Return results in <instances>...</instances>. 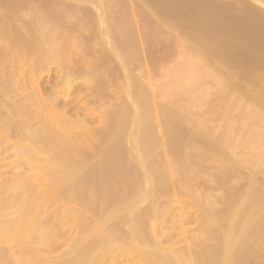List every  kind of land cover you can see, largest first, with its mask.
Returning a JSON list of instances; mask_svg holds the SVG:
<instances>
[{
	"label": "rangeland",
	"instance_id": "1",
	"mask_svg": "<svg viewBox=\"0 0 264 264\" xmlns=\"http://www.w3.org/2000/svg\"><path fill=\"white\" fill-rule=\"evenodd\" d=\"M138 1L122 0L121 2H117L119 4L112 3L109 1L110 3H107L106 4L107 6L104 5V7L106 8L107 14L108 12H111L108 14V16L110 15V17L106 16L107 15L106 14L105 16L108 18H106L104 15H101V17L99 18L97 13L94 12V14L98 16L99 19L98 20L97 18H95L97 17L96 15L93 16L94 10L92 8V5L88 2L75 1V0H0V30H1L0 31V35H1L0 36V93H1L0 101L3 99L2 102L5 101L3 104L5 105V103H7V106L9 108L10 106L12 107L14 104L17 103L20 104L19 106L25 105L24 107L25 109H27L28 112L31 111L34 113V114L32 113L33 114L32 117L27 116L28 118L36 117L34 115L38 116V118L36 117L37 119L35 118L33 119L34 122L37 123V125L38 122H43L42 121L44 120L43 119L44 117H42L43 114L45 116V120H44L45 122L47 121L46 120L47 117L51 116L52 113L53 118L54 119L56 118L55 120H57V123L59 121L62 123V124L58 123L59 126L62 125L61 127H68L70 130L76 133V135H74L72 132V135L78 138L79 141L81 140L82 143H80L79 146H82V149L84 150H82L81 147H79L82 155L79 156L81 157V159L78 158V160L80 159L82 161L83 159L82 162L85 163V165L89 162L85 166V168L86 167L88 168L90 167L91 163L96 164L97 160H95V158L98 159L99 156L102 154L103 150L108 149L112 146L110 145L112 144L111 140L108 141L109 143L106 141L109 138L112 139L113 136L112 130L114 129V126L117 127L120 126L121 124L124 126V127L122 125L120 126L121 129L124 128V131H122L123 132L122 136L120 135V140L123 141L124 140L123 138H125L126 140H124L125 141L124 145L126 142L129 143V141H127L129 136L128 134L132 131L133 128L132 124H134L131 113L134 110L132 109L133 111L132 110L130 111V109H128L130 106L129 105L127 106V104L130 102V100L128 101L126 99V94H128L127 91L130 90L128 91L130 92L128 95H130L131 92H134L132 90L135 88L134 86H136L134 90H136L138 93H139V90H137L138 88L140 89L141 92L145 91L143 92L144 97L140 95L141 92L139 93V96L143 98H145V93L148 92L147 95L149 96V98L147 97L148 98L147 101H149L148 103L151 102L152 104V105L148 104L149 105L148 107L151 106L153 108H151L150 111L147 110V113L151 112V114L149 115L147 114L146 119L148 120L145 119V121L148 122L150 120L149 121L150 123L147 122L144 123L148 124V128L149 126L151 127L150 129H147L148 131L146 132H149L150 130V133L152 135L155 134L158 138L159 137L161 138V142H159L160 138L159 139L157 137L154 138L155 137L154 135L152 137L151 134L148 133L153 138V140L151 139L152 142H154V144L152 143L154 146L152 148L153 151L151 150L150 151L152 152V154H155L156 157L153 158L154 155L152 156L151 152L149 153V155L152 156L151 158L154 159V160L152 159L153 161L150 160L152 162H149L152 164H149L150 166L148 167L150 170H153V172L151 171L152 173L151 172L150 173L152 176L158 175V173L160 175L161 172L165 169L164 167L166 164L165 162H169L168 164L169 165L171 164V166H169L168 164L166 165L171 167L170 169L173 168V170H175V171L170 170L171 172H174V174L170 172L171 173L170 185H173V187L169 186V189H172V191L169 190L168 188L163 191L162 188V190L161 189L159 190L161 193H159V191L156 190L157 194H155L156 192L152 193L150 195L152 198L148 197L145 202L143 201L140 203L141 207L140 206H139L140 208L138 207L139 211L142 210L143 208H144L143 210L150 209L151 210L150 218L153 217V214L151 217V213L154 208L156 212L153 211V213L155 212L157 217H159L160 215L159 219L156 216L153 217L154 219L156 218L155 221L156 236L154 235L155 239L152 241L153 243H155V246L159 248V250L165 253H170V252L172 253L173 251L178 253L187 250V252L190 251V254L192 253L193 255H195L197 253L198 255L200 252L199 245L203 244L204 242H205L204 244L208 245V247L210 248L221 249L222 248L221 240L219 239L218 236H216L219 234L218 233L219 228L216 229L217 225L216 226H214L213 224L211 225V223L213 222L212 219L210 218L211 216L217 215V213L218 214L222 213V211L224 212L225 209L227 210V208L229 207L227 205L228 204L230 205L232 202L234 204L237 202L239 203V205L243 203L242 204L243 206L241 205V208L242 209H244V207L246 208L250 204V202H248L247 204H245L244 202V200L247 199L248 195L249 197L250 195L251 196L255 195V197L257 196L259 197V199L262 198L261 200H259V202L260 201L262 202V203L260 202L259 205L261 204V207H263V211L261 208L260 211L258 209L259 207L257 205H254L252 202V207H250V205L247 207L250 208L246 211L247 214L245 215H247V217L244 218H246L248 221H251L252 224L255 223V220L253 219L257 218L258 220L256 219L257 222L255 224L259 225L258 224L260 218L259 215H261L262 212L264 213V135H263L264 133L262 131L264 130L263 129L264 127L260 128L264 126L263 123L264 114L262 115L263 120L261 119L260 122L258 121L259 124L258 122H254L253 128L251 127L252 129L255 128L254 130H257V127H259L258 129H262L260 130L262 131L260 132L261 134L256 135L257 138L261 135L258 138V140L260 139L259 140L260 150L256 148L255 151L254 150L255 148L253 147L252 149L251 147L252 144L249 143L251 142V137L254 139L253 141L256 140V136L254 135L249 137L250 141L248 142V144L247 142L245 143V139L248 138L247 136L251 132L250 131L248 132L247 129H245V127L248 128V126L245 123L246 121L244 122L246 116L245 114L247 113L249 114V111L253 110L252 108L254 107L250 98L247 97V92H249L248 93L249 96L250 94L253 93L252 95L254 96V98H259V94L260 97H262V99L264 98V96H261V94L264 91V87L262 88L261 86L262 92L258 90V92H261L258 93L257 90H254L255 88L250 89V91H247L246 88H248L249 85H247L246 88L244 86V84L246 85L248 83L247 80L250 79V77L252 76L251 74L254 75L253 72H256L257 71L256 69H258L257 67H255L254 64V68L256 71L253 70L252 72V69L248 68L250 62L257 63L259 57H256L257 55L256 53L260 51L261 47H264L259 45V43L261 42L264 43L262 39H261L262 41L260 40V38L263 37L258 38L259 40L256 39V37H254L253 34L249 33L250 29L248 27L250 24H252L251 23L252 18L256 17L255 19L257 20L260 19V16H262V18L264 17L263 16L264 3H262L261 5V3L257 2L256 0L254 1L253 0H204L205 3L208 4V5L206 4L208 6V7L206 6L207 8L206 13H209L211 11L215 12L218 9L219 13L222 14L223 13L226 14V12H228L230 14L229 15L227 13L229 17L231 18L234 17L233 18L234 21L238 20L237 22H239L240 19L244 20L246 17L248 20L250 19L249 21L247 20L248 23L250 24L246 27L247 29H249V32H246V34L248 33L249 35L251 34L252 37L258 41H254L255 39H253L252 37L250 38V41L251 39L253 40L251 41V43L248 41L249 38L247 40L244 39L245 42L243 40L245 44L249 42L248 43L249 47H252V49H248L249 51H245L246 47L245 49L242 50L244 52V53L242 52L243 56H245V54L247 53L246 58L250 57L247 60L248 64L247 62L245 63L248 65L246 66L247 70L245 71L247 72L251 71V73L244 72V74L247 73V75L250 76V77L247 76L249 79L246 78H245L246 80L242 79L245 80L246 81L245 82L242 81L241 78L240 79L238 78L239 75L238 72L231 73L230 70L226 68V65L225 63H223V60H219V61L216 60L215 64L212 63L214 59L209 61L211 54L209 56L207 53H205L207 51L206 50L207 48L205 49L203 47L202 49L201 44L196 43V37L199 36L197 35L196 31L194 33L191 30L194 36L193 34H190L191 33L190 30L186 28L185 29L182 28V30L183 31L185 30L186 32L185 31L184 32L187 34L182 32L181 29H180L181 32H179L180 31L179 28L171 29L172 27L168 26V24L165 21L161 23V20H163L161 18L158 19L159 24H157V17H156L157 15H155V12L150 11L148 9V6L142 1H141L142 3ZM96 19L99 22V24L103 20L102 24L99 25L100 27L97 25ZM115 20L116 22L114 23ZM146 20H149L148 22H150L149 23L150 25L147 24ZM108 21L110 22L106 23ZM262 22H264L263 19ZM112 23H114L115 25H112ZM96 26H98L99 29ZM167 27H169L170 29H168ZM250 27H252V25H250ZM104 28L107 31L104 35L106 41H104L103 39L104 36L101 37L99 33L100 30ZM247 29L246 31H248ZM29 33L31 36L29 35ZM66 35H68V37ZM238 35L239 34L234 35V37L235 36L238 37ZM39 36L41 38L40 39L41 42H39L40 40H38ZM50 37L52 40L49 39ZM111 37L114 41L112 42L114 46L116 45L115 41H118L119 43L122 41L121 44L117 43L118 45L115 47L110 45L111 43L109 44L108 39H110L111 42L112 41ZM16 38L19 39L17 40V42H16ZM68 39H70V42L72 44L69 42ZM130 39L132 42L130 41ZM26 40H28V42L30 41V43L34 42L35 40H38L36 43H38L40 46L43 43L41 47L44 50L47 49L48 51L49 48L50 51L48 57H50L51 55L52 56L48 58L49 61L47 59L46 60L50 63V65L48 62H47L48 66H46V64L43 65V63L34 62L35 61L34 58H31L32 55H28L27 53L23 55L25 51L22 53L21 47H23L24 45L26 46V44L27 45L29 44L26 42ZM48 40L49 41L51 40L50 43L53 41V43H51L53 44V46L48 42ZM67 40L69 44L67 43ZM127 40L128 43H126ZM14 41L18 44V46L19 45L20 46L19 47L16 46ZM130 42L133 45H131ZM252 42L254 43L257 42L258 44L256 43L255 44L258 45L259 48L256 45L255 48ZM11 43L13 44V46ZM119 45L121 46L119 47ZM253 46L255 50L258 48L259 51L258 49L257 51H255L253 49ZM50 47L53 49L52 50L53 52H55L54 50L56 49V52L54 54L55 58L53 57V52L51 51ZM116 47H118L117 49L121 53V54L118 53L120 56L117 54L118 51ZM16 49L18 50L20 49V50L18 51ZM129 49L131 50L129 51ZM262 50H264V48ZM57 51L60 52L57 53ZM109 51L111 53H109ZM113 51L117 55V57L115 56L116 61L118 59L117 62L114 60L115 57H113L115 54L113 53L114 55H112ZM250 51H252V53ZM200 53H202L203 55H201ZM130 54H132V56ZM127 56H129V58H125ZM204 57H206L205 59L207 60L206 63L207 67L205 68V70L206 69L207 70L205 71V73H202V75L199 77L201 83L198 82V79H195V75H196L195 74L194 80L195 82H197V84L194 82L193 79H191L192 83L191 82L189 83L190 85L192 84L194 85H192L191 88L190 86H188L189 89L187 86L185 87L186 91H189L188 93L184 91L185 90L184 88H183L184 90L182 89L183 95L181 90H179L180 95L176 92L178 91V89L175 90L173 94L170 95V97L169 95L163 93L162 86L164 84L169 85V82L170 81L172 82L173 80L172 76L173 77L178 76L179 72L182 70L181 68L183 67L195 68V66H200L202 63L201 60L202 58L204 59ZM198 58L201 59L199 60ZM256 58L258 59L255 60ZM51 59L54 61V63ZM122 59L124 60V62L122 61ZM260 61H262L261 58ZM260 61H258V63ZM209 62L212 64H210ZM29 63L31 64L30 67H28ZM35 63L40 68L36 65H33ZM245 64L243 66H245ZM250 65L253 66L252 64ZM258 65L260 67L264 66V64H258ZM31 66L32 67L34 66L33 67L34 69L32 70L29 69L32 68ZM35 67H37L40 70L37 71L38 69ZM212 67L214 68L212 69ZM177 69L178 71L179 70L180 71L177 72ZM120 71H122L123 74ZM242 71H244L243 68ZM262 72H264V70ZM124 73L127 76H125ZM128 78H130L132 81L130 79L128 80ZM135 79L137 80L136 82ZM126 80H128V82ZM133 81L134 83H130ZM136 83L139 85L138 88ZM253 83L256 84L255 82ZM15 84L17 85V87ZM20 86L21 87L23 86V88H21ZM143 86L145 90L143 89ZM171 86L173 87V84L170 85V87ZM126 87H130V88H126ZM256 87L258 86L256 85ZM135 94H131V96H134ZM252 95L250 96L251 98ZM24 97L26 100H24ZM136 97H138V94ZM137 99H139V97ZM144 100L141 99L142 102ZM141 101L140 103L138 101L137 102L135 101L136 103L135 107L138 110H141V108L139 109V106H137V104L143 105L144 103V102L141 103ZM33 103L35 104V106ZM132 103H134V101L129 104L131 105ZM40 105L42 107H40ZM175 106L177 107V110L175 109L176 112L174 111ZM36 107L42 108V110L46 111V114L48 113L47 114L48 116L46 117L45 112L42 110L41 111L43 112V114L40 113L41 112L39 111L40 109H35ZM122 107L123 108L127 107V108L121 109L122 110L121 111L120 108ZM33 108L35 112L32 110ZM128 110L129 112H127ZM145 110L146 109L144 104V109H142L141 112L145 113ZM110 112L112 113L109 114ZM168 112L174 113L175 115L172 114L173 116L172 115L169 116ZM25 113L27 115V112ZM25 113L23 115H25ZM164 114L165 116L167 115L172 119H175L176 116V119L178 121V123L176 124L182 126L180 127L179 130L185 133L184 135L183 133L181 134L184 136L182 137V142L184 138L183 143L187 144L189 147L187 148L186 145L182 146L181 150L182 148L185 147L187 148V149L185 148L186 150L183 149V152L180 150V147H178L179 150L177 148V152L178 154H180L179 155L180 157H178V154L175 156L177 152L176 150H174L175 152L173 151V147H177V146H173L174 144L169 140L170 137H168L169 135L172 136L174 133V130L172 131L170 129V127L173 126L172 124L173 120L170 118L168 119L172 122L171 123L169 121L172 124V125L170 124L169 126V122L167 123L165 121L167 118L164 117ZM23 115H21L22 116L20 117L21 119L24 117ZM28 115L30 116L31 114ZM54 115L57 116L55 117ZM119 116L121 118L125 116L123 118L124 121L122 123H121L122 119ZM148 116L150 117L148 118ZM243 116H244V120H243ZM41 118L42 120H40ZM23 119H25V117ZM115 119H120V120L116 121ZM128 119L130 120L129 122ZM33 120L31 119L30 121L33 122ZM114 121L115 123H113ZM125 121L127 124L125 123ZM32 122H30L31 125L29 126L33 128V126L35 127L36 124ZM63 123L64 124L66 123V125H64ZM118 123L120 124L117 125ZM244 123L246 124V126ZM247 123H249V126L252 125V123L250 122ZM70 124L72 126L74 125L73 128L72 126H69ZM154 127L155 129H152ZM251 128L249 130H252ZM115 129L114 132L118 130L117 128ZM151 130H153L152 131L153 133L151 132ZM188 130L190 132H187ZM243 130L248 132V135L245 133L244 135ZM101 132L103 134L102 136H101ZM106 132H109L111 134L109 135L107 134L109 137L108 139L106 138L105 140L104 136L106 135ZM12 136L13 135H9V137H7L6 140L5 139L0 140V199H3L4 201L6 200V202L13 200L14 197L15 200L19 198V195L16 194L15 196L14 191L13 190L11 191L12 189L11 184L13 182L15 174H18L19 179L25 178L33 182H36L38 186L36 191L41 192L42 194L45 193V191L47 190L45 188L46 185L48 187L50 183L49 180L50 168L46 161L44 162L41 161L42 163L38 161L36 162L33 161L34 163H32V161L31 162L29 161L31 163L29 164V162L26 163L27 161L20 156V158L18 157L19 159L18 162H20V159L22 158L21 162L24 160L23 162H25V164L23 162L21 164L20 162L19 163L20 166H16V163L14 161L15 157L13 156L11 151L12 149L11 144L12 142L13 143L16 142L15 141L16 138ZM186 136L188 137L192 136V137L189 140V138ZM154 139H157L158 141ZM168 140L169 142L172 143L173 146V147L171 146L172 149H170L171 144H169ZM156 142H159L160 146ZM260 142L261 143L263 142L262 147ZM127 143H126L127 146L126 148L130 146V143L129 144ZM202 143H204V145H202ZM209 143L211 144V146ZM239 143L241 144L245 143L246 145L243 144L244 146H242ZM206 145L207 148L209 146L210 148L213 147L212 151H208V149L206 150L205 149ZM214 145L216 149L218 148L217 151H215L216 149H214ZM155 146H158L159 148L158 147L155 148ZM121 148H124L123 145ZM200 148H203L204 150L203 149L200 150ZM250 149H252V152ZM180 151L182 153H180ZM253 151L255 153H253ZM126 152H128V150H126L125 153ZM164 152L166 153L168 152V154L166 153L164 154ZM247 152L252 153V155L255 154V156H252L254 158L252 160L250 159L251 161L248 160L249 162L245 161V159L243 160V155L247 154ZM157 153L160 154L162 153V155H165V157L166 155L167 157L168 156L169 157L168 158L166 157L167 160L165 161L164 157L162 155H157ZM170 153L174 154V157L176 159H174V157H172L173 155ZM83 155L84 157H82ZM126 156L128 157V153L126 154ZM86 158L89 159L88 162ZM90 158L92 159L91 162H90L91 160ZM182 160L188 161L185 162L184 165H186L187 163L189 164H188V168L185 167L187 170L184 169L182 172H178L179 170H177L178 173L182 174L180 175L175 172L176 169H178V167L180 166V164L183 163ZM153 166L155 167V169L157 168L155 170L156 172L154 171ZM92 167L93 165H91V168ZM88 169H86V171H88ZM80 170H83L84 172L78 171L76 174L77 177L83 176L85 173V169L82 168ZM184 172H186V174ZM79 173L83 175H80ZM120 191L121 192H119V196H122L123 194H127V191H125V189L124 190L121 189ZM67 192L68 191L64 192V190L63 191L61 190L60 192L59 191L54 192L55 194L54 193L50 194L51 199L50 201L47 200L49 205L45 207L46 212L44 211V214L42 216L45 226L54 224L57 227L55 228L59 230L57 237H54L52 239L53 240L52 248L48 249L47 247H43V246L34 247V245L31 242L15 243L10 240L0 239V264H26L25 260L26 259L28 260L29 256L28 254L22 252L20 247L29 248L30 246H31L30 248H38L35 250H39L37 251L38 252L37 254L40 255L41 258L44 257L43 259L48 260L47 257H49V260H51L55 264L67 263V261L71 258V256L68 255L69 254L68 250L70 249V245L72 244L71 249L74 248L75 239L76 242L78 240H82L83 239L82 237H84L87 234L80 231L81 229H79L80 227L78 225L79 224L78 220H75V218L73 219L72 217L69 216L70 210L75 212L84 211L83 213L86 212L85 219L88 218L89 220L95 219V216H93L94 213L92 214V211L91 213H89L90 210L88 209L87 211L82 210L83 209L82 205L80 206L78 202L72 200L73 198L72 193H71L72 198H70L69 200L66 199L70 195L69 192L68 193ZM55 195L57 198L54 197ZM86 195L91 198L94 197L92 194L89 193H87ZM49 197H47V199ZM13 206L16 207V204ZM66 211H68V213ZM253 211H255L256 215L255 213L254 214L252 213ZM258 211H260L259 215H258ZM252 214L254 215V217H252ZM207 217L209 220H207ZM122 226L126 227L128 230L127 225H122ZM258 227L260 228V230L264 229L263 228L264 226L262 225ZM121 229L122 231L126 232V229L123 230L124 229L123 227H121ZM253 229H255V226ZM258 229L255 230L257 231ZM255 230H253L254 233L251 232L252 235L254 234V237L252 236L253 238H256L258 236V234L257 236L255 235L256 234ZM261 232H263L264 234V230H261ZM80 233L83 235L81 236ZM79 235L81 237H79ZM263 240L264 238L259 240L260 243L258 244L252 241L254 243V246L251 243L252 246L249 248L248 251V254L249 253L251 254L249 256V261L247 264H264ZM90 242L91 240L86 239L84 240L83 243L87 245ZM261 244H263L262 247L259 246ZM126 245L124 247L122 246L123 248L121 247V249L119 248L118 250L121 252L124 251L127 252ZM121 252L120 253L119 252L117 253L116 251L113 252L110 255V259L108 258L105 259L101 257L100 259L98 257L96 260V264H149L148 262H146V260L137 257L138 255L137 256L135 255L136 257L134 255H133L134 257L132 255H131L132 257L129 255L128 257L126 252L124 253L127 256H125V254ZM120 255H124V256H120ZM110 260H112L113 262H110ZM235 263L239 264V262H235Z\"/></svg>",
	"mask_w": 264,
	"mask_h": 264
},
{
	"label": "bare ground",
	"instance_id": "2",
	"mask_svg": "<svg viewBox=\"0 0 264 264\" xmlns=\"http://www.w3.org/2000/svg\"><path fill=\"white\" fill-rule=\"evenodd\" d=\"M75 1H83V2L90 3L92 5L93 10H94L93 11V16L96 15V14H94V12H95V13H97V15L100 18L101 15L105 16L107 14L106 13V8L104 7V5H106L107 3H110V2H112V3L121 2L122 0H75ZM113 1H115V2H113ZM139 1L140 2L142 1L143 3H145L148 6V9L150 11H154L155 12V15H157L156 16L157 17V24H159L158 19L161 18V19H163V20H161V23L163 21H165L168 24V26L172 27L171 29L179 28V30L180 29L182 30V28L183 29L186 28V29H189L190 32H191V30L194 33L196 31L197 35H199L197 37L195 36L196 37V43L201 44L202 49H203V47L205 49L207 48L206 50L208 52L206 50H204V51H206L205 53H207L209 56L211 54V57H213V58L210 57L209 61L214 59L212 61V63L215 64L216 60H218V61L219 60H223V63H225L226 68L228 70H230L231 73L232 72H238L239 75L238 74L237 75H238L239 79L240 78H241V80L245 79V78L249 79L247 77V76H249V75H247V73H249V72L251 73V71L247 72L245 70H247V67H246V66H248L247 65L248 61L247 60L250 57L246 58V54L247 53L245 54V56H243V54H242L243 51L242 50L245 49V47H246L245 51H249L248 49H252V47H249V44H248L249 42L251 43V41H253L252 39L250 41V38L252 37L251 34H253V36L256 37V39H258L260 37L264 38V24H263L264 22H262V19L264 20V17L262 18V16H260V19H257V20L255 19L256 17L252 18L251 19V23L252 24L248 23V21L250 19L248 20L247 17L244 20L240 19V21L237 22L238 20L234 21V19H233L234 17L233 18L229 17L230 14L228 12H226V11H225L226 14L223 13L224 15L222 13H219L218 9H217L218 12L216 10L215 12L211 11L209 13H206V10H207L206 6L208 4L205 3L204 0L203 1L202 0H139ZM256 1L260 2L261 5H262V3H264V0H256ZM117 4H119V3H117ZM120 5H121V3H120ZM244 7H246V6H244ZM220 10H223V9H220ZM213 11H214V9H213ZM109 13H111V12H108V14ZM146 13H147V11H146ZM146 13H145V15H146ZM108 14L106 16H108ZM98 16L95 17V18L98 19ZM108 17H110V15ZM108 17H106V18H108ZM241 17H239V18H241ZM251 17H252V15H251ZM97 19H96V23L99 26V25L102 24L103 20L99 24ZM143 19H145V18H143ZM232 19H233V21H232ZM110 21H111V19H110ZM110 21H108L106 23H109ZM148 21L149 20H146L147 24L150 23ZM115 22H116V20L114 21V23ZM114 23H112V25H115ZM141 23H142V21H141ZM249 24L252 25V27H250ZM98 26H96V27H98ZM103 26H102V28H103ZM247 26L249 27L250 32H249V29L246 28ZM99 27H98V29H99ZM105 28L101 29L100 32L98 31L100 33L101 37L104 36L105 33L107 32L105 30ZM167 28L170 29L169 27H167ZM246 29L248 31H246ZM181 30L179 32H181ZM184 31L182 30V32H184ZM193 32H191L190 34H193ZM246 32H249L251 34L250 35H249V33L246 34ZM34 34H36V33H34ZM37 34H39V33H37ZM174 34H177V33H174ZM185 34H187V33H185ZM237 34H239V35H238V37L235 36L236 37V39H235L234 35H237ZM29 35H30V33H29ZM40 36H39L38 40L41 39ZM66 36L68 37V35H66ZM193 36H194V34H193ZM237 38H239V39H237ZM248 38H249V40H248L249 42H247V44H245L244 42ZM263 38H260V40L262 39L264 41ZM31 39H33V38H31ZM49 39H51V37ZM70 39H68L69 42H70ZM103 39H104V41H106L105 40V36H104ZM111 39H112V37H111ZM253 39H255V38H253ZM256 39L254 41H258L259 40V39L258 40H256ZM17 40H19V39L16 38V42H17ZM38 40H35L34 42H31V43H30V41L28 42V40H26V42L29 43V44L27 45L25 43L26 46L25 45L24 46L21 45V46H23V47H21V52L23 53L25 51L23 55H25V53H27L28 55H32L31 58H34V60H35L34 62L43 63V65L46 64V66H48L47 65L49 63L48 62L49 61L48 58H50L52 55L50 57H48L49 51H50L49 48H48V51H47V49L44 50L41 47L43 45V43H42L41 46L38 43H36ZM68 40H67V43H68ZM101 40H102V38H101ZM108 40H109V44L111 43L110 45L114 46L113 43H112V42H114L113 39H112L111 42H110V39H108ZM243 40H244V42H243ZM50 41L48 40L49 43H50ZM130 41H131V39H130ZM261 41H259V42H261ZM14 42H13V44H14ZM16 42H15V44H16V46H18V44ZM39 42H41V40ZM102 42H103V40H102ZM115 42H116L115 46H117L118 44H121L122 41L120 43L118 41H115ZM131 42H130V44L133 45ZM51 43H53V41ZM106 43H104V44H106ZM126 43H128V40H127ZM252 43L254 44V46L256 44H258L257 42H255L256 44L254 42H252ZM13 44H12V46H13ZM261 44H263V45H261ZM51 45L53 46V44H51ZM54 45H56V44H54ZM259 45L260 46H264V43L261 42V43H259ZM120 46L121 45H119V47ZM254 46H253V49L255 50L256 46L258 47V45H256L255 48H254ZM131 47H133V46H131ZM247 47H249V48H247ZM117 48L118 47H116V49ZM261 48L263 49L264 47H261ZM261 48H260V51L258 49V51L260 53L258 52V53H256L257 55L255 54L256 57H259V60H257L258 58L255 59V60H257V63L256 62L255 63L254 62L253 63L250 62V64H252L253 66H251L250 64L248 66V68L252 69V72H253V70L254 71L257 70V71L253 72L254 75L251 74L252 76L251 77L249 76L250 79L247 80L248 83L246 85L244 84L245 88L247 87V85H249L248 88H246L247 91H250V89L255 88L254 90H257V92H258V90L261 91V86H262V88L264 87V85H263L264 84V74H263L264 72H262L264 70L263 69L264 66L260 67L258 65V64H264V50H262ZM50 49H51V51L53 50L51 47H50ZM257 49L255 51H257ZM16 50H18V49H16ZM107 50H108V48H107ZM130 50L131 49H129V51ZM54 51L56 52V49ZM110 51H111V49H110ZM110 51H109V53H111ZM117 51H118V49H117ZM55 52H53V57L54 58H55V55H54ZM58 52H60V51H57V53ZM250 52L252 53V51H250ZM118 53H120V52L118 51L117 54ZM125 53H126V51H125ZM202 53H200V54L203 55ZM15 54H18V53H15ZM19 55H21V54H19ZM112 55H114L113 57H115V56L117 57V55H116V53L114 51L112 52ZM130 55L132 56V54H130ZM116 57L114 58L115 61H116ZM28 58H27V60H28ZM125 58H129V56H127ZM205 58L206 57H204V59L202 58V60H201L202 63H201L200 66H195L194 65L195 68L194 67L193 68L192 67L191 68H187V67L184 68L183 67V68H181L182 69L181 71L179 70L180 72L178 71V69H179L178 68L177 69V72H179L178 76H176V77L172 76V78H173L172 82L170 81L169 85L168 84H164L165 86L164 85L162 86L163 93L169 95V97H170V95L173 94V92L178 89V91H176V92L179 94V90H181L182 91V95H183V90L185 89L186 86L187 87L190 86V88H191V86L194 85V84L190 85L189 82L192 83L191 79L194 80V75L195 74H196L195 75V79H198V82H200L199 77L202 75V73H205V71L207 70V69L205 70V68L207 67L206 66L207 60ZM260 58L262 59L263 62L260 61ZM126 60H128V59H126ZM117 61H118V59H117ZM122 61L124 62L123 59H122ZM258 61H260V62L258 63ZM246 62H247V64H245ZM53 63H54V61H53ZM212 63H210V64H212ZM199 64H200V62H199ZM244 64H245V66H243ZM254 64H255V67H257L258 69L255 70ZM30 65L31 64L29 63L28 67H30ZM33 65L38 66L36 63L33 64ZM49 65H50V63H49ZM185 65H187V64H185ZM188 66H189V63H188ZM33 67L29 68V69L32 70V69H34ZM35 68H37V67H35ZM213 68L214 67H212V69ZM242 68H243L244 71H242ZM39 70L40 69H38L37 71H39ZM92 72H93V70H92ZM120 72H122V71H120ZM244 72H247V73L244 74ZM122 74H123V72H122ZM203 75H205V74H203ZM235 75H236V73H235ZM125 76H127V75L125 74ZM130 78H128V80ZM128 80H126V81L128 82ZM245 80H242V81H245ZM27 81H28V79H27ZM136 81L137 80L135 79V82ZM21 82H22V80H21ZM30 82H32V81H30ZM194 82H195V80H194ZM253 82H255L256 84H254ZM130 83H134V81L130 82ZM137 83H139V82H137ZM195 83L197 84V82H195ZM136 84H134V85H136ZM172 84H173V87L172 86L170 87V85H172ZM187 84H189V85H187ZM126 85H127V83H126ZM256 85L258 87H256ZM129 86H130V84H129ZM132 86H133V84H132ZM138 86L139 85L137 84V88H138ZM16 87H17V85H16ZM134 87L136 88V86H134ZM19 88H17V89H19ZM21 88H23V86ZM126 88H130V87H126ZM134 89L133 90L131 89L132 91H134V92H131V94H135L136 90H134ZM143 89H144V86H143ZM188 89H189V87H188ZM242 89H243V86H242ZM137 90H139V93L141 92L139 88ZM128 91H130V90H128ZM128 91H127V93L129 94L130 92H128ZM184 91H186V89ZM143 92H145V91H143ZM143 92H141L140 95L144 97V93ZM186 92L188 93L189 91H186ZM261 92H258V93H261ZM139 93L136 91L135 95L137 96V94H138V97H139L140 100L137 99L138 97H136L135 95L131 96V94L130 95L126 94V99L128 101L130 100L129 103L134 101V103H132L134 105H132V104L130 105L128 102H127L128 104L126 103L127 106L128 105L130 107L133 106L132 108H130V107L128 108V109H130V111L132 109L134 110V111L132 110L133 112L131 113L132 114L131 116L133 118V123L134 124H132L133 128H132V131L128 134L129 136H128V140H127V141H129L130 146H128V148H126L127 147L126 146L127 142L124 145V142H125L124 140H126L125 138H123L124 139L123 141L120 140V135L122 136V134H123L122 131H124V128L121 129V127H120L122 124L120 126H117V127L114 126V129L117 128L118 130L115 131V132H114V129L112 130L114 132V133L112 132V135H113L112 139H110V138L108 139V137H109L108 135L111 134L109 132H106V135L107 134L108 135L104 136L105 140H106V138L108 139L106 142L111 140L112 144H110V145H112V146L111 147L109 146L110 148L107 147L108 149L103 150L102 154L101 153H100L101 155L99 154L100 156H99L98 159L95 158V160H97V162H96V164L95 163H91L90 167H88L90 169H88L87 167L85 168V166L89 163L88 162L89 159L86 158L88 163L85 165V163L82 162L83 159L81 161L80 160L81 157H79L80 155H82L81 152H80L81 150L79 148V147H81V149H82V146H79L80 143H82L81 140L79 141L78 138H76L74 136V135H76V133L73 132L72 130H70L68 127H61L62 125L59 126L58 123H61V122L59 121L57 123V120H55L56 118L55 119L53 118V114L51 113V111H50L51 116L47 117L48 113L46 114V111L42 110V108H37L36 107L35 109H40L39 111H41V110L44 111L45 114H46V117H47V119H46L47 121L44 122L45 116H44L43 112L41 111L40 113L43 114L42 117H44L43 118L44 120H42V118H41L40 120H42L43 122H38V125H37V123L34 122L33 119L34 118L37 119L38 116L34 115L37 118L36 117L28 118V117H32L34 113L31 112V111L28 112L27 109H25V107H24L25 105L24 106L23 105L19 106L20 104L17 103V104H14L15 106L13 105L12 107L10 106V108H9L7 106V103H5V105L3 104L5 102V101L2 102L3 99L0 101V135H1L0 140H3V139L6 140L7 137H9V135H13L12 137H15L17 139V140L15 139L16 142H14V143L12 142V144H11L12 145L11 151H12L13 156L15 157L14 161L16 163V166H20L19 163L21 162V159L23 158L24 160L27 161L26 163H28L29 161L30 162L32 161V163H34L36 161H38L40 163H42L41 161H43V162L46 161L48 166H49V168H50L49 169L50 172L48 171L50 174L47 173V174L50 175V179H49L50 183H49L48 187L46 185L45 188L47 190L43 194L41 192L36 191L37 187H38L36 182H33V181H31L29 179H25V178L24 179L23 178L19 179L18 174L14 175V179H13V182L11 184L12 189L11 188L10 189H11V191L12 190L14 191L15 196H16V194L19 195V198H17L15 200L14 199L15 197H14L13 200H10V201L7 200L8 202H6V200L4 201L3 199H0V239L10 240V241L15 242V243H17V242H23V243L24 242H26V243L31 242L34 245V247L35 246H37V247H39V246L42 247L43 246V247H47L48 249L49 248L51 249L52 245H53V240L52 239L54 237H57V235L59 233V230H57L56 229L57 227L54 224L52 225L51 223H50L51 225L45 226L44 222H43V219H42V216L44 214L45 207L49 205L47 200L50 201V199H51L50 194H52L54 192H58V191L60 192L61 190L62 191L64 190V192L68 191L69 194H70L69 197L66 198V199L69 200L70 198H72V196H71V193H72V195H73L72 200L75 201V202H78V204H80V206L82 205V207H83L82 210H86L87 211V209H88V210H90L89 213H91V211H92V214L94 213L93 216H95L94 220H92V219L89 220L88 217H87L88 219H85L86 218V214H85L86 212L83 213L84 211L83 212L82 211L75 212V211L70 210L69 216L72 217L73 219L75 218V220H78V223H79L78 225L80 227L79 229H81L80 231L84 232L85 234L87 233V234L84 237H82L83 238L82 240H78L76 242V239H75L76 244L74 242V245H75V246L73 245L74 248L71 249V245L72 244L70 245V249L68 250L69 251L68 255L71 256V258L67 261L66 264H96V260H97L98 257L99 258L101 257V258H105V259H107V258L110 259V255L113 252L116 251L117 253L118 252L120 253L121 251H119L118 249L119 248L121 249V247L122 246L124 247L126 244H127L126 245L127 252L126 251H124V252L127 253L128 257H129V255L130 256L131 255L132 256L133 255L134 256L138 255L137 257L146 260V262H148L149 264H234L235 262H239V264L240 263L241 264H247L248 261H249V256L251 254V253L248 254L249 248L252 246L251 243L254 246L255 242L258 244V243H260L259 240L264 238L263 237L264 234H263V232H261V230H264V229L260 230V228L258 227V226H261V225L264 226V224H263L264 223V215H263L264 213L262 212V214H261L263 216L259 215L261 209L263 211V207H261V204L259 205V203L261 202V201L259 202V200H261L262 198L259 199V197L256 196L258 198L257 199L255 197V195H252L255 198H253L251 195L249 197V195H248L249 198L247 197V199L244 200V202H245V204L250 202V204H249L250 207H252V202H253L254 205H257L259 207L258 208L260 210V211H258V215L260 217L259 221H258L259 225L255 224L257 222L256 221L257 218H255V219L252 218L253 220H255V223H253L255 225H253L251 223V221H248L246 218H244V217H247V215H245V214H247L246 211L250 208V207L247 208L249 205L246 208L244 207V209H242L241 205L243 203L241 205H239V203H237V202H236L237 204L236 203L234 204L233 202L230 205L228 204L227 206H229V207L228 208L226 207L227 210L225 209L224 212L222 211V213H219V214L217 213V215H214V216L210 217L212 219V221H213L211 223V225L212 224L214 226L217 225L216 229L219 228L218 229V231H219L218 233L219 234L216 235L217 234L216 233L215 235L218 236L219 239L221 240V243H222V245H221L222 248L221 249H219V248L218 249L210 248V247H208V245L204 244L205 242L204 243L202 242L203 244L199 243L200 244L199 245L200 252H199L198 255H197V253L195 255H193L192 253L190 254V251L187 252V250L186 251H181V252H178V253L174 252V251L172 253L171 252L170 253H165V252L159 250V248H157L155 246V243H153L152 240L155 239L154 235L156 236V234H155V229H156L155 228V221H156V218L155 219L153 218L155 216L157 217V215L155 214L156 211L154 210L155 208L154 209L152 208L153 211H155V212L153 213V211H152L151 217H152V214H153V217L150 218V212H151L150 209L143 210L144 209L143 208L142 210L139 211L138 207L139 206L141 207L140 203L143 202V201L145 202L148 197H151L150 195L152 193L156 192V190L159 191L160 189L162 190V188H163V191H164L167 188L169 189V186L173 187V185H170V183H171V179H170L171 175L170 174L171 173L174 174V172L170 171V170H173V168L170 169L171 167H169V166H171V164L169 165L168 164L169 162H165L169 156L167 157V155H166V157H167L166 158L165 155H162V153L161 154L157 153V155H162L164 157L165 161L164 160L163 161L166 164H168L169 166H167L165 164V166H164L165 169L163 168L164 170L161 172L160 175H159V173H158V175H154V176L151 175L153 170H150L148 166H150L149 164H152V163H149V162H152L154 160L153 158H156L155 154H152V152H151V151H153L152 148L154 147L153 146L154 142H152V140H153L152 137H153V135L155 136L154 138H156L157 136L155 134L152 135L150 133V130H149V132H146V131H148L147 129H150L151 126H149V128H148V124H145L147 122V121H145V119L147 118V114L148 115L151 114V112L147 113V110L150 111L151 108H153V107H151V106L148 107L149 106L148 104H151V102L148 103L149 101H147L148 98H149V96L147 95L148 92L145 93V98L139 96ZM142 93H143V95H142ZM248 93L249 92H247V97L250 98V100L252 101V104H253L254 107L252 108L253 110H250L251 112L249 111V114L246 112L247 113V114H245L246 116L244 115L245 116V120H244V116H243V120H244V122L246 121L245 123L247 124L248 128L249 127L253 128L254 122H258V121L260 122L261 119H262V115L264 114L263 113L264 112V98L262 99V97H260V94H259V98H254V96L252 95L253 93L250 94V96L252 95V98H251L248 95ZM174 94H176V93H174ZM261 96H264V91L261 94ZM25 97H24V100H26ZM130 97H131V99L134 97L133 98L134 100L132 99L133 100L132 101L130 99ZM135 97H136V99H135ZM141 99H143V100L145 99L143 101L144 103L141 101ZM189 99H190V97H189ZM150 100H151V98H150ZM135 101L136 102L138 101L139 103L141 101V103H143V105L141 104L142 106L140 104H137V106H139V109L141 108V110L144 109V104H145V109H146L145 113L144 112L142 113L141 110H138L135 107L136 106ZM126 104H124V105H126ZM34 106H35V104H34ZM40 107H42V106L40 105ZM28 108H29V106H28ZM49 108H50V106H49ZM126 108L122 107V108H120V110L121 109H126ZM175 109L177 110L176 106L174 108V111H175ZM32 110L34 111V108ZM137 110L140 111V112H138ZM25 112H27V115H26ZM127 112H129V110ZM171 112L170 113L168 112L169 116L174 114V113H171ZM24 113H25L26 116L23 115ZM111 113L112 112H110L109 114H111ZM28 114H31V115L29 116ZM21 115H23L25 117V119H23L24 117L21 119L20 118V117H22ZM166 116L164 114V117L167 118L165 121L168 123L170 121V120H168L170 117L169 116L166 117ZM124 117H122V118L120 117L122 119L121 123L124 121L123 120ZM149 117L150 116H148V118ZM153 118H151V119H153ZM31 119L33 120L34 124H36L35 127L32 125L33 128L29 126V125H31L30 122H32V121H30ZM170 119H172V118H170ZM115 120L119 121L120 119H115ZM146 120H148V119H146ZM172 120H173L172 121L173 123L171 121L170 122L173 124V126H171L170 129L172 131L174 130V133H173L172 136L169 135L168 137H170L169 140L174 144L173 146H177V147H173L172 143L169 142V140H168V142H169V144H171L170 145V149H172L171 148V146H172L173 147V151L176 150V152H177V148L178 147H180V150H181L182 146L186 145L187 148L189 146L187 144L183 143L184 142V138H183V142H182V137H184L183 135L185 133H183V132H181L179 130L180 127H182V126L179 125V124H176V123H178V121L176 119V116H175V119H172ZM126 121H125V123H126ZM129 121L130 120L128 119V122ZM149 121L147 123H150ZM170 122H169V126L171 124ZM247 122L252 123V125L250 124L251 126H249V123H247ZM259 122H258V124H259ZM113 123H115V121ZM71 124L69 126H72ZM119 124L120 123H118L117 125H119ZM246 124H245V126H246ZM64 125H66V123ZM112 125H114V124H112ZM73 126H72V128H73ZM258 126H261V125H258ZM263 127L264 126H262L260 128H263ZM248 128L245 127V129H247L248 132L249 131L251 132L250 133L251 135L250 134L248 135V132L243 130L244 131L243 134L245 133V134L248 135L247 136L248 138L246 137L247 139H249V137H251L252 135L256 136V135L261 134L260 132H262V131L264 133V130L258 129L259 127H257V130H254L255 128L254 129L251 128L252 130H249L250 128L249 129ZM152 129H155V127L152 128ZM110 130H111V128H110ZM260 130H262V131H260ZM152 131L153 130H151V132ZM72 132H73L74 135H72ZM184 132H186V131H184ZM187 132H190V131L188 130ZM148 133H150L152 137ZM182 133H183V135H181ZM163 134H165V133H163ZM167 134H169V133H167ZM102 135L103 134L101 132V136ZM186 137H188V136H186ZM191 137H188L189 140H190ZM258 138L256 136V140L253 141L254 139L251 137V142H249L250 139L249 140L245 139V143L246 142H247V144H248V142L251 143L252 144L251 147H252V149L254 147L255 151H256V148H258L260 150V145H259V140L260 139L258 140ZM154 140L158 141L157 139H154ZM159 140H160L159 142H161V138ZM242 141H241V143H242ZM7 142H9V141H7ZM159 142H156V143L159 144ZM129 143H127V144H129ZM241 143H239V144H241ZM245 143H243V144L246 145ZM262 143L260 142L261 147H262ZM121 144L123 145L124 148H121L122 147ZM158 144H156V145H158ZM243 144H241V145L244 146ZM83 145H84V143H83ZM202 145H204V143H202ZM159 146H160V144H159ZM210 146H211V144H210ZM210 146L207 148V145H206L205 149L206 150L208 149V151H212L213 147L210 148ZM212 146H213V144H212ZM156 147H158V146H155V148ZM125 148H126V150H128V152H126V153H125V151H126ZM185 148H182L181 151L183 152V149H185ZM209 148H210V150H209ZM123 149H124V151H123ZM202 149L203 148H200V150H202ZM214 149H216L215 145H214ZM217 149L215 151H217ZM252 149H250L251 152H252ZM82 150H84V149H82ZM178 150H179V148H178ZM181 151H180V153H182ZM150 152H151L152 156L154 155L153 158H151L152 156L149 155ZM127 153H128V157L126 156ZM165 153L166 152H164V154ZM218 153H221V152H218ZM253 153H255V152L253 151ZM166 154H168V152ZM170 154H172V153H170ZM177 154H178V152L175 154V156ZM172 155L171 156L174 157V154H172ZM179 155L180 154H178V157H180ZM20 156L22 158L20 159V162H18V160H19L18 157L20 158ZM252 156H255V154L252 155V153L247 152V154L243 155V160L244 159H245V161H248L250 159L252 160L254 158ZM82 157H84V155ZM78 158H80V159L78 160ZM174 159H176V158L174 157ZM84 160H85V158H84ZM93 160H94V158H93ZM150 160H152V161H150ZM91 161H92V159L90 160V162ZM182 161H183V163L180 164L178 169L174 168V169H176L175 173L182 172L184 169L188 168V164L189 163L184 165V163L188 162V161H184V160H182ZM22 162H21V164H22ZM30 162H29V164H31ZM154 162H153V164H154ZM23 163L25 164V162H23ZM94 164H95V166H94ZM253 164H254V162H253ZM91 165H93L92 168H91ZM166 166L169 167V168H167ZM155 167L153 168L154 171L157 169V168L155 169ZM82 168L85 169L84 175L79 173L80 175H83V176L78 175L80 177H77L76 176L77 172L78 171H83V170H80ZM86 169H88V171H86ZM177 170H179V171L177 172ZM173 171H175V170H173ZM184 173L186 174V172H184ZM178 174H180V173H178ZM180 175H182V174H180ZM183 176H185V175H183ZM39 184H41V183H39ZM121 189L122 190L125 189V191H127V194H123V192H122V194L125 195V196H123V195L119 196V192H121L120 191ZM169 190L172 191V189H169ZM171 191H170V193H171ZM87 193L92 194L94 197L91 198V197L87 196L86 195ZM159 193H161V192L159 191ZM155 194H157V192ZM86 196L88 197V199H87ZM47 197H49V198L47 199ZM54 197H56V195ZM251 198H253V199H251ZM89 199H91V200H89ZM14 203L16 204V207L13 206V205H15ZM148 206H149V204H148ZM14 207H15V209H14ZM144 211H146V212H144ZM66 212L68 213V211H66ZM142 212H144V213H142ZM248 213H249V211H248ZM252 213L254 214L255 211H253ZM157 214H158V211H157ZM159 214H160V211H159ZM253 214H252V217H254ZM255 215H256V213H255ZM258 215H257V217H258ZM159 217H160V215H159ZM159 217H157V218L159 219ZM207 220H209L208 217H207ZM58 221H60V220H58ZM74 222H76V221H74ZM75 224H74V226H75ZM46 225H47V223H46ZM56 225H58V224H56ZM122 225H127L128 226V230H127L126 227H124ZM254 226H255V229H258V228L259 229L256 231L255 229H253ZM121 227L124 228L123 230L126 229V232L122 231ZM253 230H255V233H256L255 235L256 236L258 234V236L256 238H253L254 234L253 235L251 234V232L254 233ZM82 235L83 234H81V236ZM81 236L79 235V237H81ZM79 237H77V238H79ZM86 239L91 240V242L89 244H87V245H85L83 243L84 240H86ZM254 240H257V241H254ZM72 241H74V240H72ZM263 244H261L259 246L262 247ZM18 245H20V244H18ZM30 247L29 248L20 247L21 251L24 252L25 254H28V256H29V259L25 260L26 264H55L54 262L49 260V257H47L48 260L47 259H43L44 257L41 258L40 255L37 254L38 253L37 251H39V250H35V249H38V248H30ZM250 251H253V250H250ZM124 252H121V253L125 254ZM255 252H253V253H255ZM127 255L125 254V256H127ZM120 256H124V255H120ZM131 257H130V259H131ZM110 262H113V261L110 260Z\"/></svg>",
	"mask_w": 264,
	"mask_h": 264
}]
</instances>
